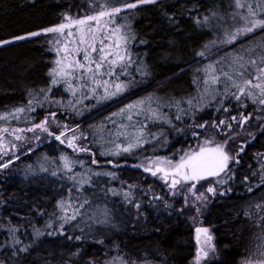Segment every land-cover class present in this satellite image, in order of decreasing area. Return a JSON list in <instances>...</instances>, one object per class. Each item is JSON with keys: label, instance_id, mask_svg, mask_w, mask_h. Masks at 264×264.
<instances>
[{"label": "snow or ice", "instance_id": "6c2138e0", "mask_svg": "<svg viewBox=\"0 0 264 264\" xmlns=\"http://www.w3.org/2000/svg\"><path fill=\"white\" fill-rule=\"evenodd\" d=\"M146 12L169 29L161 57L191 71V90L177 95L166 86L171 77L156 80V24L149 17L145 31L136 27ZM42 38L55 54L47 82L26 85L23 99L0 109V175L24 157L26 181L47 178L51 190L14 220L0 185V264H168L164 252L149 258L119 238L123 217L135 233L148 205L190 214L194 264H226L216 259L219 228L205 214L239 188L251 195L235 212L241 227L231 235L243 247L236 264H264V150L254 153L257 167L245 159L250 145L264 148V0H74L55 22L0 38V47ZM178 38L191 41L187 58ZM49 144L56 155L30 157ZM126 167L154 183L125 178ZM165 226L161 218L152 230Z\"/></svg>", "mask_w": 264, "mask_h": 264}, {"label": "trees", "instance_id": "16d2710c", "mask_svg": "<svg viewBox=\"0 0 264 264\" xmlns=\"http://www.w3.org/2000/svg\"><path fill=\"white\" fill-rule=\"evenodd\" d=\"M70 2H74V0H36V6L33 7L32 0H0V38L55 22L57 14ZM211 2L212 0H209V3ZM149 17H152L151 22L156 24L158 35V38L153 41L152 49H150L151 62L155 65L156 80L164 83L165 77H171L166 82V86L169 91L175 92L177 95L191 90V71L179 72L174 67L175 63H179L178 60L165 61L161 57L162 52L169 51L167 47L169 29L164 22L162 20L157 21L154 18V13L146 12L143 17L137 19L136 27L141 32L145 31L149 24ZM185 26L188 33L196 34V29L190 21H185ZM178 39H181L180 51L187 58V47L191 45V41L187 38ZM53 55L55 54L48 51L44 38L39 41H21L0 48V109L4 107L5 103H17L23 99V89L26 85L47 82V67L50 66L49 60ZM26 63L31 64L32 67L26 68ZM181 67H183V64H181ZM173 73L175 75H172ZM155 86V83H153L152 87L146 88L138 94L143 95L144 91H151ZM133 98L134 96H129L122 102L126 103L128 99ZM118 103L120 102L101 108L96 114L102 116L118 106ZM185 139H188V137L180 138V143H184ZM176 146L179 147L180 144ZM259 150H264V148H261V143L250 145L248 149V155L245 159L252 167L258 166V162H254L253 157L254 153ZM45 151L49 152L50 155H56L51 144L44 145L36 153L29 155L34 157ZM24 162V157H21V160L15 165L16 170L10 172L8 178L0 175V185L3 186L2 190L5 197L10 201L5 215H12L14 220L18 219L15 212L20 211L25 203L43 195L45 190H51L47 178L39 182L26 181V178L22 175ZM28 162L33 161L30 158ZM142 171L131 167L122 169L125 178L134 177L141 183H154V180L150 177L146 181L140 180ZM242 171H246V168ZM156 183L159 186V182ZM12 194L21 201L15 207L11 203ZM250 195H246L243 188H239L236 192L229 193L227 196L221 195L218 200L212 201L208 212L205 214V223L211 222L212 225L219 228L216 239L221 252L216 259L225 261L226 264H236L240 255L243 254L241 239H233L231 234L237 232L239 235L238 229L241 227L240 221L242 218H238L235 212L240 211ZM179 199L180 197H177V206ZM127 207L125 206V208ZM145 210L148 211V218L140 221L135 233L127 228L129 217H123L126 223L125 228L120 230L119 237L123 240V243L145 252H151L152 256L149 258L157 260L160 259L158 252L162 251L165 253L168 264H192L196 254V241L189 214L176 215L170 209H165L162 206L153 207L152 205H148ZM208 213H211V217ZM161 218L166 222V226L161 233L157 234L152 228L153 225L159 226ZM36 222L43 223V220L38 218ZM225 246L230 247L226 248Z\"/></svg>", "mask_w": 264, "mask_h": 264}, {"label": "rangeland", "instance_id": "374dc122", "mask_svg": "<svg viewBox=\"0 0 264 264\" xmlns=\"http://www.w3.org/2000/svg\"><path fill=\"white\" fill-rule=\"evenodd\" d=\"M18 42H21V41H18ZM18 42H14V43H18ZM11 45V44H10ZM9 46V45H8ZM7 47V46H6ZM0 48H3V47H0ZM16 164H17V162H16ZM210 206V205H209ZM209 206H208V208H209ZM190 215V214H189ZM191 221V220H190ZM192 223V222H191ZM193 224V223H192ZM195 227H196V225L195 224H193V231H194V237H195ZM196 247H197V242H196ZM192 264H194V260H193V262H192Z\"/></svg>", "mask_w": 264, "mask_h": 264}]
</instances>
